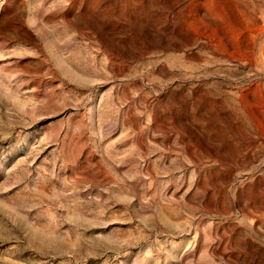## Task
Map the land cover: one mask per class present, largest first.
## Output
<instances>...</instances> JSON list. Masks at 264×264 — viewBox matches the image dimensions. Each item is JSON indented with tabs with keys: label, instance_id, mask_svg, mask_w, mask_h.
Returning <instances> with one entry per match:
<instances>
[{
	"label": "rangeland",
	"instance_id": "1",
	"mask_svg": "<svg viewBox=\"0 0 264 264\" xmlns=\"http://www.w3.org/2000/svg\"><path fill=\"white\" fill-rule=\"evenodd\" d=\"M0 264H264V0H0Z\"/></svg>",
	"mask_w": 264,
	"mask_h": 264
}]
</instances>
